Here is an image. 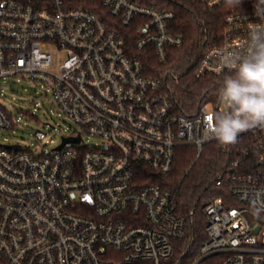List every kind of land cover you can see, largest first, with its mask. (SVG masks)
<instances>
[{
  "label": "built area",
  "instance_id": "2783aa9c",
  "mask_svg": "<svg viewBox=\"0 0 264 264\" xmlns=\"http://www.w3.org/2000/svg\"><path fill=\"white\" fill-rule=\"evenodd\" d=\"M255 3L241 0L219 43L202 45L196 77L228 74L222 56L246 50L249 30L264 23ZM175 19L137 0H0V132L16 124L1 100L17 76L79 127L51 152L0 144V264H172L187 221L176 193L152 181L172 171L178 148L200 155L211 143L231 158L215 181L223 193L201 208L207 240L191 264H264V211L254 213L264 206V128L220 144L207 133L226 106L182 111L165 75L130 52L134 40L165 64L184 44Z\"/></svg>",
  "mask_w": 264,
  "mask_h": 264
},
{
  "label": "trees",
  "instance_id": "16d2710c",
  "mask_svg": "<svg viewBox=\"0 0 264 264\" xmlns=\"http://www.w3.org/2000/svg\"><path fill=\"white\" fill-rule=\"evenodd\" d=\"M137 2L174 12V33L184 38V44L180 48L170 49L168 61L162 64L152 49L138 51L134 40H131L129 46L132 56L142 61L149 74L156 77L165 75L172 101L182 111L216 103L217 90L223 78H199L194 72L202 45L219 43L224 32L225 19L234 9L222 6L210 10L198 0ZM230 158L217 143L206 145L200 155L195 147L183 146L178 148L172 171L166 175H157L152 181L176 193L178 212L187 221L186 236L176 245L172 264H191L199 256L200 247L207 240V220L201 208L209 197L223 193V189L215 187V181Z\"/></svg>",
  "mask_w": 264,
  "mask_h": 264
},
{
  "label": "clouds",
  "instance_id": "9594fccd",
  "mask_svg": "<svg viewBox=\"0 0 264 264\" xmlns=\"http://www.w3.org/2000/svg\"><path fill=\"white\" fill-rule=\"evenodd\" d=\"M229 9L237 8L241 0H223ZM255 15L264 19V0H256ZM228 69L217 90L225 111L213 113L207 135L224 146L234 145L241 134L257 127L264 128V23L249 30L246 50L233 51L221 58ZM264 206L255 207L259 215Z\"/></svg>",
  "mask_w": 264,
  "mask_h": 264
},
{
  "label": "rangeland",
  "instance_id": "374dc122",
  "mask_svg": "<svg viewBox=\"0 0 264 264\" xmlns=\"http://www.w3.org/2000/svg\"><path fill=\"white\" fill-rule=\"evenodd\" d=\"M2 89L1 103L13 114L16 124L12 129L0 132V144L51 152L61 145L63 137L79 131L78 125L55 106L51 93L46 94L26 77H11L2 84ZM38 131L45 133L44 140L35 139ZM90 142L94 144V141Z\"/></svg>",
  "mask_w": 264,
  "mask_h": 264
},
{
  "label": "water",
  "instance_id": "95a60500",
  "mask_svg": "<svg viewBox=\"0 0 264 264\" xmlns=\"http://www.w3.org/2000/svg\"><path fill=\"white\" fill-rule=\"evenodd\" d=\"M74 142V141H79V139H77V140H74V139H66V141L65 142ZM18 149H19V147H17Z\"/></svg>",
  "mask_w": 264,
  "mask_h": 264
}]
</instances>
